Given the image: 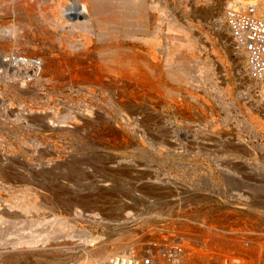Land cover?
Listing matches in <instances>:
<instances>
[{"label":"bare ground","instance_id":"1","mask_svg":"<svg viewBox=\"0 0 264 264\" xmlns=\"http://www.w3.org/2000/svg\"><path fill=\"white\" fill-rule=\"evenodd\" d=\"M0 1V17L7 14L13 22L12 25L5 23L6 25L1 24L2 28L0 27V81L4 88L13 87V91L17 92L19 90L18 85H15L18 87L15 89V86H12L14 83L11 81L16 82L18 79L23 82L21 86H28L26 83L33 85L30 90L33 93L43 87L48 92L64 91L68 88L72 91L65 103L68 105V109L55 108V117H51L53 116L51 115L52 112L28 107H22L20 114L17 112L21 117L32 119L34 116L47 127L56 126L57 128L58 126V134L71 138L79 143V146L83 145L84 148L86 145L98 146L106 154L103 161L105 162L104 165L116 169L126 165L128 169L126 166L123 168L129 172H135L134 174H138L140 170L138 169L140 164H135V162L132 164L131 161L134 158L143 157L149 160L140 142L138 143L139 132L145 134L144 130H149L148 126L150 122L156 119L155 117L160 122L162 121L161 123H165V142L170 145L186 146L190 143L203 149L216 143L222 144V139L226 133H222L216 127V129L211 128L214 124H209L210 121L209 123L206 121L207 124L204 122L205 126L202 123L204 128L200 131L193 130L194 132L188 131V124L183 123L189 120L196 111L205 120L215 110L214 104L203 94H199V90H202L207 97H213V100L217 99L216 104L218 103L224 112L230 107L227 98L223 96L222 99L218 96L219 93L214 87L216 83L214 86L212 84L215 67L211 61L213 59H210L211 55L206 54L204 57L201 54L204 45L201 44L202 34L200 32L201 35L199 36L197 30L200 27L188 18H179L180 16L175 15L173 11L170 12L167 5H163L164 3L162 6L151 5L152 2L149 0H39L45 6L40 11L33 8L34 0ZM226 2L225 5H228V8L234 6L235 3L257 5L256 17L261 18L264 15V0H226ZM199 5L194 7V17L218 15L221 11L217 10L214 4ZM228 8L224 14L225 22L228 25L227 28L230 29L228 30L231 31L230 35L236 42L232 51H236L234 56L237 60L242 58L240 51H244L245 64L249 67L245 49L241 50L244 47L239 44L227 22ZM33 21L38 22L35 29L36 34L30 29L33 26L31 25ZM24 27L29 28L31 34L29 29V34H26ZM223 31L226 30H222L221 34ZM23 32L25 33L23 34ZM228 33H223V36L226 34L224 37L227 38ZM96 39L99 44L93 47L92 43ZM225 42L227 43V41ZM17 48L20 50L16 51ZM41 49L46 53L45 56H39ZM214 52L220 55L219 52L215 50ZM8 73L12 75H8ZM254 77L252 80H256V83L259 82L260 89L264 91V81H261L259 77ZM9 78L12 79L10 81L12 84H9ZM53 80H56L55 83ZM231 91L229 90L227 93L229 96L233 95ZM50 108L52 109V107ZM248 115L251 117L249 119L252 122V135L247 142L255 147V145L261 144L256 139L258 135L263 133L264 136V118L256 113H249ZM176 116L184 121H178ZM21 117L19 121H21ZM221 119L224 120V124L230 120L229 116ZM152 123L158 126V121ZM219 125L222 126V124ZM161 127L159 128L161 129ZM204 134H208L209 137H202ZM42 139L46 142L45 137ZM228 139L232 140L231 138ZM236 139L239 142L244 141L242 137ZM133 141L139 145L142 150L141 153H138V148L129 150L130 145L128 143ZM150 144L154 148L156 147L153 142ZM121 148L123 150H120ZM226 150L229 153H238L239 148L235 151ZM170 152L172 153V151ZM68 153L70 154V152ZM90 153L95 155L94 151ZM152 153L154 156L151 157V161L158 163L171 161V164L175 162L180 165L179 158L181 157L176 156L175 153L172 155L168 153V155L160 152V150ZM237 153L231 157L239 154ZM194 158L195 163H192V167H187L195 172L188 173L192 176L189 179L185 178L182 182L172 180L171 177L162 179L157 176H148V179H142L145 182L142 183L144 187L141 186L140 189L142 193L144 192L143 189L149 187L148 193H158L159 195V193L167 192L170 197L178 198L175 216H171L173 214L170 213L169 216L171 217H167L163 225H159V219H157L158 221L152 219L145 223L146 226L144 227L149 228L148 230L141 228L139 234L129 236L130 233L123 234L127 237L122 238L121 236L122 239H120L119 236L115 242L113 240V243L109 242L110 244H108L105 241H100L101 235L97 230H73L71 222L67 221L69 218L66 219L64 216H55L51 220H47L49 219L47 218L42 222L39 219L29 218L28 228L21 226V229L17 228L16 230H12V227L0 229V258L8 264H22L24 262H26L24 264H58L55 260L54 262L46 259L45 255L66 254L81 248L83 253L73 264H264V194L259 192L255 195L252 192L256 199L253 203L247 202L252 197L250 186L262 187L264 190V179L259 175L254 176L255 178L248 176L245 178H243L244 176L241 178L221 177L210 167V175L206 176L208 180H203L201 177L197 178L202 171L199 160L197 157ZM244 163L246 162L244 161ZM255 165H248L250 171L257 172L259 170L261 174V170L264 171V165ZM187 167L184 165L177 166L176 170L182 171ZM123 168L119 170L121 173L126 172ZM250 171L249 173H251ZM153 172L151 169V173ZM232 174L235 173L232 172ZM236 175L238 174L236 173ZM251 179L254 180L250 182ZM187 191L199 196L196 197L195 207L190 208L188 207L190 205H185L188 210L183 204L186 201H183V194ZM3 199L2 192L0 193V200ZM55 199L46 191L35 189L27 195L22 193L18 196H12L9 200V208L10 210L20 209L25 214L31 211L53 210L57 206ZM155 200L157 199L155 198ZM212 202H215L217 207ZM75 205V203H71L73 209L77 208ZM2 208H0V222L3 221ZM173 208L171 207V210ZM80 211L76 210V217L83 215ZM127 214L125 218H120L121 220L117 223L125 226L130 217L143 222L144 215L143 217H133V214L128 212ZM86 215L94 218V220L99 218L98 213ZM216 246L220 248L219 253L216 252L217 249L215 250ZM148 253L150 257L144 259ZM29 258H34L37 263L32 262ZM21 259L25 261L20 262ZM0 264L3 262L0 261Z\"/></svg>","mask_w":264,"mask_h":264},{"label":"rangeland","instance_id":"2","mask_svg":"<svg viewBox=\"0 0 264 264\" xmlns=\"http://www.w3.org/2000/svg\"><path fill=\"white\" fill-rule=\"evenodd\" d=\"M32 1H30V2H32ZM38 1L39 0H37V1L34 0V2H33L34 7L33 8H35V10H38V11H40L41 9L43 10V8L45 6L42 5L40 3V1L39 2ZM149 1L152 2L151 5L158 4L159 6H162V4L164 3L163 5L164 6L167 5V9L170 12L173 11L175 13V15L180 16L179 18H183V19L188 18L195 25H197L198 27L201 28V29L200 28L197 29L199 32V36L202 34L201 44L204 45L202 47L203 50L201 49V54L204 57H206V54H208L209 56L211 55L210 59L211 58L213 59L211 61H212L213 67H215L214 68L215 73L213 75V77L215 79L213 78L212 84L214 86L216 83V85L214 87L216 88L215 90L217 91V93H219L218 96H220V98H222L223 96H224V98H227L226 100L229 103L230 107L227 111L224 112V110L221 108V106L218 103L216 104L217 99L213 100V97L209 98V97H207V95H204L202 90H199V92H200L199 94H201V95L203 94V96H205V98H208V100L211 101L212 104H214L215 110H214L213 114L209 115L210 117L208 116L207 118H205V120H203L202 117L200 116L201 114L196 111L195 113H193L191 118H189V120L184 121L182 118L177 117V116H176V119L178 121H181V122L184 121L183 123L188 124V127L187 126L186 127L188 128V131H190V132H194L193 130H196V129L200 131L202 128H204L206 121H207V123H209V121H210L209 124H211V123L214 124L213 126H211V128H213V129L217 128V129H220L222 131V133H224V134L226 133V135L222 139L223 140L222 144L219 145L216 143V144H213L211 146L209 145V146H207V148H203L204 150L202 148H199L196 144L192 145L190 143H188V145H186V146L170 145V144L165 142V137H166L164 134L166 131L165 123L164 124L161 123L162 121L160 122V120L157 117H155L156 119H154V121H158V126L153 125L152 122H154V121H152V122H150V125L148 126L149 130L146 131L143 129L145 131V134L141 133V131L139 132V136L137 139L138 143L140 142V145L142 146L144 153L146 154V156L149 157V160L146 158H143V157L142 158L137 157L131 161L132 164H133V162H135V164H140V166H138V169H140L139 173L134 174L135 172L127 171L126 169H128V167L126 165L121 166L120 169L108 168L106 165H104L105 162H103L104 157L106 158V154L98 146H87L86 145L84 148L83 145L79 146V143H77L76 141H73L71 138L66 137V136H65L66 137L65 138L61 134H58L59 133L58 126H57L58 129L56 128V126L47 127V126H45L44 123L35 119L34 116H32L33 118L31 117L32 119H30V117L25 118L24 116L21 117V115L17 114V112H19V114H20V111L23 108L28 107V108L37 109L40 111L45 110L46 112L47 111L52 112L51 115H53V116H51V115L50 116L55 117L56 116V115H54V111L56 112V110H54L55 108L56 109L59 108L61 110H65V108L68 109V107H67L68 105L65 103L67 102L68 95L72 94V91L70 88L65 89L64 91L48 92L43 87V88H39L37 90V92L33 93L30 91L32 89L33 85L26 83V85H28V86H24V85L21 86L22 85L21 83H23L21 80L17 79L16 82L15 81L13 82V80L9 78L10 79L9 82L12 80L11 82L14 83V84H12L10 82L9 84H12V86L18 85V87H19L18 88L17 86H15V89L16 88L19 89V90H17V92H15V91H13L14 90L13 87H5L4 88V85L0 81V193L3 192V195H4V199L0 200V208L3 207L1 210V214H3L2 218L4 221V222L3 221L0 222V229L12 227L11 228L12 230H16L17 228L21 229V226H23L22 228H28L29 227V218L34 219V220L39 219L42 222V221H45V219H47V218H49L47 220H51L55 216H60V217L64 216V218H66V219L69 218V220H67V221L69 223L71 222L70 224L73 227V230L74 229L97 230V232H99V234L101 235L100 241L101 242L105 241L108 244H110L113 240L115 242V239L117 240L119 238L122 239L124 237H127V235L123 236V234L130 233V234H128V236L131 234H134V235L137 233L139 234L141 228H146L144 226H146L145 223L147 221H150L152 219H155V220L159 219V221L157 220L159 225H163L165 223V221H166L165 219L167 217L169 218L171 216H175L176 209H177L176 206H177V202H178L177 197H174V196L170 197V194L167 192L164 194L159 193V195H158V193H153V194L148 193L149 187L143 189L144 192L142 193V191L140 189H141V186H143L142 183H145L144 181H142V179L146 180V179H148L147 178L148 176H151V177L157 176V177H160L162 179H168L169 177H171L172 180H177L179 182H182L185 180V178L189 179L192 176L190 174L195 172L194 170H191L190 167H192L191 166L192 163H195L194 157H197V160H199V166L201 165L200 169L202 172L200 175H198V177L196 175H195V177H197V178L201 177L203 180H208L207 177L209 174V168L210 167L214 170V172H216L221 177H225V176L232 177L233 176L236 178H241L244 176L243 178H245L246 176H248L249 178H255L254 176L259 175V176H262L261 178L264 179V177H263L264 171L262 172V170H261V174H260L259 170L257 172H255L251 169L254 172L253 173L249 169L250 166H248L250 164H252V166H256L255 164L264 165V156H263L264 155V149H263L264 148V136H263V133H261V135L263 137L261 135H258V138H256L261 143L260 145H255V147H253L254 145L247 142V140H249L251 138V135H252V122L250 120L251 117L248 114L249 113H256L261 118H264V91H262L260 89L261 86L258 85L259 82L256 83V80H252V78L254 79L255 78L254 76H256V75L252 74L248 65L245 64L246 58L244 56L245 55L244 51H240L242 58L237 60L236 56H234L236 51H232L233 50L232 48L236 44V42L234 41V38H232V36L230 35L231 31H229L230 29L227 28L228 25L225 22V15L224 14L226 12L225 10L228 8V5H225L227 3L226 0H199V1L197 0L198 2H195L196 0L195 1L194 0H185L186 2L183 0H181L182 2L180 0H164V1L163 0H149ZM153 1H154V3H153ZM157 1H159V2L156 3ZM160 1H162V2L160 3ZM208 1H209V3H208ZM205 3H207V4H205ZM199 4H202L201 6H205V5L209 6V5L214 4L216 6L215 8L217 10L219 9L221 11H219L218 15L215 14L213 16L212 15H204V17L203 16L202 17H198V16L194 17L195 16L193 14L194 7L197 5L200 6ZM222 7H224V8H222ZM49 11H51V10L49 9ZM9 21H11V17L7 14L0 17V22H1L0 27L2 28L1 24H3V26H4L5 23L7 25H12L13 22L12 21L9 22ZM199 22H200V24H199ZM37 24H38V22L33 21L31 24L33 26L30 27V29H32V31H34L33 33H35V34L37 33V32H35ZM39 24H40V22H39ZM24 28H25L24 30L27 32L26 34H29V33L31 34V30L29 28H26V27H24ZM224 29L227 32L223 31V33H228V31H229V33H228L229 35H227V38L224 37V36H226V34L224 36H223V33L221 34V31ZM202 30H203V32H202ZM28 31H29V33H28ZM200 32H201V34H200ZM24 33L25 32H23V34ZM230 36H231V38H230ZM228 38H230V39H228ZM225 41H227V43ZM98 42L99 41L96 39V41L94 43H92V46L94 47V45H98L99 44ZM212 46L213 47L216 46V47L213 48ZM204 49L206 52L204 51ZM212 49L219 52L220 55L219 54L217 55L214 52V50H212ZM19 50L20 49L17 48L16 51H19ZM241 50H244V48H242ZM45 54L46 53L44 52V50L41 49V53H39V56L40 55L45 56ZM221 58L223 59V61ZM215 62H216V64H215ZM247 67H248V69H247ZM10 74L11 73H8V75H10ZM256 77L258 78V76H256ZM55 81L56 80H53V83H55ZM217 86H218V88H217ZM231 86H232L233 90L230 89ZM22 87H24V88H22ZM11 88H13V89H11ZM229 90L230 91L232 90L231 93L233 92L232 93L233 95L229 96L227 94L229 92ZM246 92H247V94H246ZM243 94H244V96H242ZM48 104H49V107H48ZM52 105H54L55 107ZM45 106H47L48 108ZM243 106H244V108H243ZM44 107H45V109H44ZM50 107H52V109ZM240 107H241V109H240ZM247 111H250V112H247ZM195 114H196V116H195ZM19 116L21 117V121H19L20 120ZM154 116H158V115H154ZM225 116H229V119H230V120H228L229 122L227 124L226 123L224 124L223 123L224 120L222 121V119H221V118L224 119ZM192 117H194V118H192ZM216 117H217V119H216ZM211 118H213V119H211ZM33 120H35L34 121L35 123L33 122ZM214 122H216V123H214ZM202 123H204V126L202 125ZM28 124H29V126H28ZM30 124H32V125H30ZM216 124H217V126H216ZM219 124H222V126ZM224 125H225V127H224ZM159 127H161V129ZM199 127H201V128H199ZM25 132H27V133H25ZM207 135L208 134H206V135L204 134V136L202 135V137L208 138L209 136H207ZM191 136H193V134H191ZM237 136L239 138L242 137V139H244V141L239 142L238 139H236V138H238ZM243 136H245V137H243ZM43 137L46 138V142H44V140L42 139ZM55 137H57V138H55ZM227 137L231 138L233 141L228 139ZM151 138H152V140H151ZM190 140H192L191 137H190ZM134 141L132 143H128L130 145L129 150H134L133 148H138V150H139L138 153H141L142 150L139 148V145L135 144ZM70 142H72V143L74 142V143L72 144ZM150 142H153L156 147L154 148V146H151ZM207 142L209 143V141H207ZM244 142H246V143H244ZM41 143H42V145H41ZM237 144H239V145H237ZM241 145H242V147H240ZM56 147H58V148H56ZM60 147H61V150H60ZM238 148H239V151H238L239 154L237 152H234V153L230 152L229 153L226 150V149H230V150L235 151ZM88 149H89V151H88ZM201 149H202V151H201ZM39 150L41 153L39 152ZM65 150H67V151H65ZM120 150H123V149L121 148ZM157 150H160V152H163L165 154L169 153L170 155H172V153H175V154H177L176 156L179 155L181 157V158H179L180 165L175 163V162L173 164H171L172 163L171 161L170 162H168V161L162 162V163L151 161L150 160L151 157L154 156L152 152H156ZM169 150L172 151V153ZM245 150H247V151H245ZM93 151L95 152L94 156H93V153H90ZM68 152H70V154ZM236 153L238 155L234 156L236 158V160H235V158L231 157V156H233ZM77 154H79V155H77ZM83 155H85V156H83ZM250 155H253V156H250ZM86 156H88V157H86ZM204 157H206V158H204ZM95 158H96V161H94ZM233 159H234V161H233ZM244 161L246 163H244ZM247 162H248V165H247ZM230 163H231V165H230ZM183 165H184V167H187V166H190V167H187L186 169H183L182 171L176 170L177 166L180 167ZM125 166H126V169L123 168ZM122 168L126 172L121 173L119 170H122ZM217 168H219V169H217ZM144 169H145V171H144ZM151 169H152V171H154L153 173H151ZM166 170L170 171V172H167ZM240 170L242 171V173ZM249 171L251 173H249ZM232 172L235 174H232ZM188 173H190V174H188ZM236 173L238 175H236ZM108 180H109V182H108ZM252 180H254V179H251V181L250 180L249 181L252 182ZM250 187H251V189H250L251 191L249 189L248 190L251 193L253 192L255 195L259 194V192L264 194V190L262 189V187H258V188L256 187L255 188V186H252V185ZM26 189H28V190H26ZM35 189H38L39 191L40 190L46 191L47 194L52 195L54 199L56 198L55 199V203L57 204V206H55L56 208H54L53 210L48 209V210L42 211V212H35L34 211L35 213L33 211H31L30 213L26 212V214H25V212L21 211L20 209H13V210L11 209L12 211L10 210L9 200L12 196H18L19 194L21 195L22 193H24V195L25 194L27 195L29 192H31L32 190H35ZM140 193H142V194H140ZM253 193H252V197L249 200H247L248 203L249 202L253 203L255 201L256 196H253L254 195ZM190 195H191V197H190ZM183 196H184L183 201H185V200L188 201V203H186V201L183 202L184 207H186L185 205H187V204L190 205V206H188L190 208L196 206L195 200H196V197H199V196H196V194H194V193H188V191H187V193H184ZM229 196H230V194H229ZM94 197H95V199H94ZM101 198H102V200H101ZM155 198L157 200H155ZM155 201H158V202H155ZM71 203H75L77 205V206L75 205V207H77V208L73 209V207L71 206ZM150 203L151 204L153 203V204L151 205ZM212 203L214 204L215 207H217V204L215 202H212ZM64 204L66 207L64 206ZM171 207H174V208L171 210ZM188 207H186L185 209L188 210ZM77 209H78V211L81 210L80 212H82L83 215L84 214L85 215L84 216L81 215L79 217L78 216L76 217L75 213H76ZM19 211H21V212H19ZM144 211H145V213H144ZM127 212L131 213V215L133 214V217H135V216L136 217H139V216L143 217V215H144L143 222H142V220H134L130 217L128 219V221H126L127 223L125 224V226H124V224H122V225L118 224L117 222H119V220L125 218L128 215ZM96 213H98V215H99L98 217L100 219L97 218L94 220V218L86 215V214H96ZM170 213L173 215L169 216ZM73 218H75V219H73ZM72 219L74 222L72 221ZM96 220L99 224L96 222ZM5 221L7 224L5 223ZM23 221H25V222H23ZM90 221L93 223H91ZM139 222H141V223H139ZM12 225H14V226H12ZM19 225H20V227H18ZM115 225H117V226L115 227ZM80 227H81V229H80ZM160 228H161V226H160ZM146 229L148 230L149 228H146ZM128 231H130V232H128ZM149 233H151V232L149 231ZM170 233L173 234L172 232H170ZM121 236H122V238H121ZM216 247H215V250L217 249L216 252L219 253L220 248H218V246H216ZM77 250H79V251H77ZM82 253H83V249L79 248V249H74L72 252H69L66 254L65 253H60L59 255H47L46 254L45 258L49 259V260H53V261L55 260L58 264H73V262H76L75 260H77ZM146 255H145L144 259L145 258L147 259L150 257L149 253ZM53 257H54V259H53ZM21 260H20V262L25 261L24 259H21ZM29 260L37 263V261H35L34 258H29ZM0 261H1V263L3 262V264H8L7 262L2 261L1 258H0ZM24 263H26V262H24ZM24 263H22V264H24ZM82 264H85V263H82Z\"/></svg>","mask_w":264,"mask_h":264},{"label":"built area","instance_id":"3","mask_svg":"<svg viewBox=\"0 0 264 264\" xmlns=\"http://www.w3.org/2000/svg\"><path fill=\"white\" fill-rule=\"evenodd\" d=\"M228 8L227 22L244 47L252 74L264 81V15L256 17L258 6L235 3Z\"/></svg>","mask_w":264,"mask_h":264}]
</instances>
